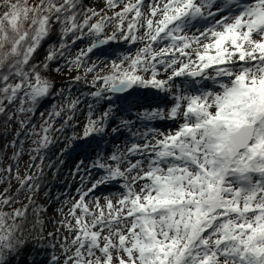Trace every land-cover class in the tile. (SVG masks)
Listing matches in <instances>:
<instances>
[{
  "label": "snow or ice",
  "instance_id": "obj_1",
  "mask_svg": "<svg viewBox=\"0 0 264 264\" xmlns=\"http://www.w3.org/2000/svg\"><path fill=\"white\" fill-rule=\"evenodd\" d=\"M5 3L0 115L8 121L34 114L53 94L54 82L40 69L63 57L69 40L90 41L69 61L85 68L84 79L98 67L87 63L94 50L117 40L141 45L112 61L109 74L93 78L92 87L102 86L90 95L109 101V107L93 119L89 105L83 137L106 132L115 120L113 133L127 129L133 139L93 163L101 175L77 189L79 198L60 222L68 235L48 264H264V0H105L99 10L84 7L82 0ZM120 4L123 8L107 15ZM114 21L115 30L106 34ZM54 25L60 26L59 47L36 64L34 56ZM140 89L164 93L170 107L151 109ZM109 94H126L129 113L143 108L136 116L146 130L133 132L135 122L117 116ZM17 102L13 112L9 106ZM79 102L53 105L40 131L33 126L28 134L38 137L37 155L55 142V132H63ZM153 120L178 126L163 132L147 127ZM19 123L23 129L31 121ZM5 171L10 175L12 167ZM16 179L30 191L39 187L30 175L17 172ZM111 185L119 191L101 203L95 191ZM14 202L0 197V205ZM26 220V208L0 209V264H11L28 245Z\"/></svg>",
  "mask_w": 264,
  "mask_h": 264
},
{
  "label": "trees",
  "instance_id": "obj_2",
  "mask_svg": "<svg viewBox=\"0 0 264 264\" xmlns=\"http://www.w3.org/2000/svg\"><path fill=\"white\" fill-rule=\"evenodd\" d=\"M92 1L97 0H82V3L84 7L91 8L90 3ZM103 1L105 2V0ZM57 2L62 3L63 0H57ZM59 43L60 26L54 25L50 36L42 42V45L37 50L33 62L36 64L46 62V56L49 51L52 48H58ZM68 43L71 45L70 50L66 51L63 57H58L53 61L47 62V68L40 69L43 75L49 77L54 82L53 94L42 100L35 107L34 114L29 113L27 117L17 115L13 117L12 121H8L7 116L0 115V187L6 191L5 196L13 198L15 201L11 207L2 205L0 209H3L5 212H11L13 209H27V220L25 222L26 227L23 238L27 239L29 243L18 256L11 260V264H33V261H35V264H48L52 247L44 231L47 220H49L45 215L47 213L46 199L53 197L56 188L58 189L62 185L65 168H68L72 164L75 156L86 155L100 141V139H92L91 136L87 139H80L78 120L80 119V114L83 112L89 113V105L94 110L102 103H105L106 106L109 105V101L99 100L97 102L90 95L91 90L86 86L87 84L82 80L77 81L72 77L74 72H79L83 67L77 69L69 64V61L77 56L80 49L90 46V41L88 39L78 40L73 45L71 40H69ZM128 46L129 44H126L124 40L112 41L108 45L102 46L88 54L87 63L89 65L92 59L115 60L117 54L128 50ZM57 69L60 70L57 71ZM139 91L140 93L146 92L145 89H140ZM60 93H63V95H60ZM109 95H112L111 103L114 107L116 106L117 108L119 106L125 114L129 113L124 99L126 94ZM76 98H79L80 102L77 105L74 118L64 127L63 132L54 133L55 142L49 148L41 151L39 155L33 151L35 157L38 159V163L25 174L20 170V161L22 162L26 155V145L34 139V136L28 133L33 131V126H35V131H40V127L48 119V114L52 111L53 105L64 106L69 100ZM9 107L14 112L15 108L19 107V102L14 107ZM67 118L68 114L66 113L57 119L55 121V128L59 129ZM20 119H30L31 123L22 129L19 123ZM13 141H15V144H13ZM35 147L36 145L34 144L33 149ZM10 166L12 167V172L9 175L5 169ZM14 171H17L21 178L29 175L32 176L34 179L30 183H36L39 187L35 191H30L27 186H22L21 183L14 185L12 182ZM17 222L19 223L20 221ZM33 225H35V228H33ZM38 236H42L43 239L37 243L35 238Z\"/></svg>",
  "mask_w": 264,
  "mask_h": 264
},
{
  "label": "rangeland",
  "instance_id": "obj_3",
  "mask_svg": "<svg viewBox=\"0 0 264 264\" xmlns=\"http://www.w3.org/2000/svg\"><path fill=\"white\" fill-rule=\"evenodd\" d=\"M14 2V0H13ZM40 0H28V3L30 5L32 4H38ZM127 2V0H125ZM134 2V0H133ZM146 3L150 2V0H145ZM91 8H96L97 10L105 8L106 4L103 0H97L92 1L90 3ZM121 8H123V4H120L117 8L107 10V15L112 16L113 12L119 11ZM5 11H8V6L5 3V0H0V15H2ZM27 26V24H25ZM116 27V22L114 21L112 24L108 26L106 29V34L110 35ZM124 42L126 44H129L128 50L117 54V58L109 59V60H91L89 63V66L92 63H95L98 65L96 71L88 73L87 78L84 79L85 76V68H81L79 72H74L72 77H81L80 80H82L84 83H86L89 90L95 91L96 88H100L102 85L97 83L95 88L92 87V81L93 78L97 75L103 76L106 74H109L111 71V62L117 61L119 62V57H121L124 54L127 53H135L137 48H139L140 44H131L128 41ZM89 47V46H88ZM87 47H84L86 49ZM81 50V49H80ZM79 50V51H80ZM121 55V56H120ZM163 78V77H161ZM177 83H179V80H177ZM207 84H211V81H207ZM146 92H143L142 94L147 97V106H149L151 109L156 108L157 106L167 109L170 107V97L166 96L164 93L159 92L158 90L151 89L146 90ZM109 105L106 106L105 103H102L100 106H98L96 109L92 110V118L98 119L104 111L108 109ZM116 114L117 116H120L121 114L125 117H128L132 119L135 122V128H133V132L139 130V131H145V122H141L137 120L136 113L144 111L143 108H134L131 113L125 114L123 111H121V108L119 106L116 108ZM89 113L83 112L80 114V119L78 120V134L79 138L83 137V131L84 127L88 122ZM166 121L165 123H162ZM171 120H153L147 123V127L155 128L163 132L168 131H174L176 127L178 126V122H169ZM117 121L110 120L108 122L107 130L104 133L101 134H93L91 135L92 139H100V141L94 146L93 149H91V152L87 153L86 155H77L73 159L72 164L65 168L63 183L61 186L56 188V191L53 193V197L46 199L47 201V213L46 218L50 220H47L46 228H44L45 236L49 239L51 245H56L55 248L52 247L51 249V255H60V248L58 242L63 239L64 236L68 235L67 230L63 225L60 223L65 219V217L68 216V210L72 206V203L78 199L77 189L81 187H90L91 182L95 181L99 178L101 175V171L93 168V163L99 158L104 157L107 158L113 151H115L117 148H120L121 150H124L125 147L131 142L133 137H131L130 133L127 129H123L118 133H113L112 129L116 126ZM174 123V124H173ZM38 139V137L34 136V139L32 141H29L27 146V152L24 156V159L22 162L20 161V170H22L25 174L29 171V169L34 168L35 165L38 163V159L35 158V160L32 159V157L35 156V153L33 152L34 143L33 141ZM79 166V170L78 169ZM17 171L13 172V184L17 185L20 183V180L16 179ZM1 175V174H0ZM83 180V183H82ZM115 186V185H114ZM113 186V187H114ZM112 185L111 186H102L98 188L94 195L97 197H101V203H103V197L111 195ZM119 190V188H118ZM5 190L4 188L0 187V197L5 196ZM2 205H0L1 207ZM61 209L63 211H61ZM74 223V221H73ZM49 233H53L54 236H49ZM49 257V258H50Z\"/></svg>",
  "mask_w": 264,
  "mask_h": 264
},
{
  "label": "bare ground",
  "instance_id": "obj_4",
  "mask_svg": "<svg viewBox=\"0 0 264 264\" xmlns=\"http://www.w3.org/2000/svg\"><path fill=\"white\" fill-rule=\"evenodd\" d=\"M166 121H164V122H162V123H165ZM169 122H171V121H169ZM174 122V121H173ZM174 124V123H173ZM114 185H112V188H111V191H110V193L112 194V193H115V192H118L119 190H118V187L117 186H114Z\"/></svg>",
  "mask_w": 264,
  "mask_h": 264
}]
</instances>
